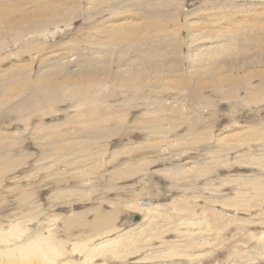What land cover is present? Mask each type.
<instances>
[{
  "label": "rangeland",
  "instance_id": "374dc122",
  "mask_svg": "<svg viewBox=\"0 0 264 264\" xmlns=\"http://www.w3.org/2000/svg\"><path fill=\"white\" fill-rule=\"evenodd\" d=\"M13 1L16 3L20 2L18 3L19 7H14L17 4ZM13 1H3L1 6H4L5 3H9L8 5H11L10 7L14 5L13 7L18 9L23 5L22 7H25V10H31V8L34 7L30 3L31 0ZM60 1L76 4L78 17L71 28L65 30V36H62V33L56 38V42H59L56 45L57 50L61 48L68 49L73 44L74 47L80 48L82 53H87L90 50H97L98 52V45L106 42L104 47L101 48L103 51L102 54H104V58L107 61L105 65V67H107V77L104 76L103 82L106 81L107 83V87L105 88L107 90H104L111 93L106 98L104 107L113 112L111 113L112 115L108 117V120H112L114 117L116 118L112 121H107L109 124H106V128H108L106 134L100 130L94 131L96 134H92L87 143L79 142L78 144L77 142L75 146L77 145L78 149L73 152H61L58 156L52 151L54 144L51 138H49V140H47V138L39 140L37 137L27 132L23 133L26 122L22 121V125L20 124L21 122L18 123V120L23 118H19L16 114L12 113L9 106L11 102H21L26 97L25 93L28 86L31 85L36 78L34 73L35 66L32 71L23 72L22 69L17 67V65L24 62L28 65L27 63L30 64L32 60L20 53L25 43H23V41L17 44L12 43L10 40L12 36L8 35L6 40H9L7 42L5 41L3 46L0 47V59L3 57L2 60H4L1 62V64L4 62V64H0V99L3 101L0 103V134H2L0 136L2 137L5 135L10 137V135L13 136V132L16 131V133L20 134V137H16V144L12 146L13 148H8V151L10 150L8 155L17 159V162L12 164L9 169L0 173V200H2L0 201V216L5 212L2 211L3 207L7 205V200H20L17 202V205H13L15 211L12 212L10 220H12L14 225L22 224L24 229L27 230L26 236L30 232L34 234H44V236H48L49 233L53 235L56 234L59 239L63 240L65 243V250L68 252L73 248L74 243L69 240L64 219L74 214L71 212L73 209H75V212H84L82 217L76 220V223L80 221L82 229L80 226L77 227L78 224H76V227L74 226V228L69 230V232L73 231L75 236L79 232L87 230L89 225L96 222L95 217L97 214H102V212H114L113 210L115 209L118 211L119 219L117 218V221L120 222L121 225H124L125 221H128L127 217H129V214L133 212L131 208L136 204V200H140L144 205H150L152 203L154 207H157L160 203L174 206L177 205L178 201L187 205L191 203L192 206H196L194 215L198 220L197 217H201L202 212L208 210L211 205L221 212V208L219 207H221L222 204L227 206L224 201L237 198L239 196L238 192L242 190V188H249L253 185L252 183V185L249 184L246 186L245 183L255 181L257 177L264 175L263 171L257 167L256 164L251 165L249 161L250 158L244 160L241 158L243 155H253L254 153H258L259 150H264V140L252 134L253 132L251 133L252 127L259 128L260 131L264 132V102H255V104H253V102H249L248 99L249 94L252 93L253 90V93L257 92L256 90L262 88L261 86H263L264 83V81L263 83H261L262 81L260 82V80L264 78V50L260 52L251 50L246 53L237 51L234 52V55L228 56V58L227 56H225V58L219 57L215 62L211 63H197L191 60L192 56H194L193 51L198 45L202 46V43H204L206 44L204 47H211L212 45L209 43L213 44L214 42L215 44L218 39H225L223 37L220 38L219 35L231 32L235 24L238 25L237 28L253 26L247 24L253 20L242 21L240 11L257 8L264 12V0ZM33 4L37 5L38 2ZM129 16L133 17L130 18L129 24L135 25L136 23L135 26L139 29V36L144 38L150 35L152 39L151 41L144 39L139 41L140 45L136 50H133L131 47L125 48L123 45H120L121 42L118 44L120 47L116 46L114 42L108 40L107 33L100 31V29L106 27V25L109 26V24H105L104 21L119 20L121 17ZM247 17L248 16H243V18ZM261 19H264V15ZM151 21H153L152 24L150 23ZM189 23L191 25H188ZM142 25H146V27L141 29ZM255 27L257 29L259 28L257 26ZM105 30L106 29H104V31ZM218 30L221 32H218ZM104 34L107 37L106 41L100 39ZM242 37L248 39L249 42L247 43V47L248 45L249 48L251 46L257 47L256 38H253L247 33ZM73 42L76 43L74 44ZM238 42L239 39L232 40V38H229L226 43L234 44ZM14 45L16 48L19 46V48L15 49ZM219 45L222 46L223 43L219 42L218 45H216L217 48ZM90 47H94L95 49ZM262 47L264 48V45ZM13 49L16 51L15 54ZM155 49H158L159 52L165 49V53H161L165 56L157 57L156 51V57H153V59H147L148 54L144 56L146 51L152 52ZM48 50L49 49H47V51ZM143 50L145 51L144 53H142ZM143 57H145L142 59L144 63L140 59ZM132 62L134 64H132ZM151 62H153L151 65V68L153 67V72L151 69L149 71L152 72L151 78L149 77L148 80L147 78L144 79L146 81H139L137 85H135V88L133 89L131 86L130 90V87L125 85V83L128 82L124 80V76L127 75L125 72L129 70L132 74L133 71L138 68L137 66H139L140 69L147 70ZM100 66L103 68L102 65ZM1 67H3V69ZM27 70H29V67H27ZM204 71L211 72L212 75H215L217 78H219V76H225L227 77L226 79H229V83L227 86L221 84V86L217 88H215L216 86L205 87L204 83L210 81L208 79L209 77H204L203 84L199 79V76H201ZM246 74L249 75L250 79L246 80ZM22 75H24L23 78H21ZM10 76H14L13 80H9V78H11ZM60 77L58 78H63L62 76ZM6 79L7 81L5 82L4 80ZM18 79H22V81ZM23 80L26 81V83L23 82ZM247 81H249V84ZM197 82L199 83L197 84ZM211 83L215 84L214 80H212L209 85ZM196 86L201 88L203 103H198V100H194L190 97L191 90L189 87ZM228 86H233L235 91L231 92V88ZM15 88L19 90L16 91ZM132 91L135 93L133 94ZM68 101H70V105L63 104L61 108H59L60 111H64L61 113L64 115H51L46 118L45 121L54 124L57 123V121L61 122L65 120L66 117L70 118L71 115H76L77 110L71 107L72 100L69 99ZM150 111H155L156 115L161 119V121H159L160 130L155 135V142L160 145H157V154L156 152L155 154L151 153V149H148V143H151V141H149V132L141 127L145 126L143 120L150 117V114L146 115L145 113H149ZM116 112H118V116H116ZM140 116L142 117L139 118ZM4 117L9 121L4 119ZM54 118L55 120L52 121ZM13 123L20 124V128L14 130V128H12V126H15ZM34 124H36V126L43 125L38 121ZM71 126L75 127L74 124ZM82 127L87 128L89 125L84 124ZM236 133L245 136L247 139L242 140L241 143L237 138H228L231 134ZM5 136L4 138H7ZM163 136L166 139H164ZM218 139H221L223 142L221 140L219 142ZM227 139H229L230 142H228ZM20 141H24V143ZM93 141H96V143H93ZM18 142L21 144H18ZM92 143L94 145H92ZM135 143H137L136 145H138L137 147L139 150L135 146ZM69 144H71V142H69ZM69 144H66V147H68ZM87 144L90 145V147L87 148L89 152L81 149L87 146ZM97 144L99 146L101 145V147H98ZM108 144L109 146H107ZM172 145L174 147L176 146V148ZM229 145L231 148H228ZM94 147L95 149L101 148V150L97 149L98 151H95ZM180 148H185L186 151H179ZM1 150L3 151V149L0 148V154L2 153ZM78 150L85 153L81 154ZM93 151L96 152L94 155L95 162L97 161L96 163L101 166L97 167L98 169L91 166H99L98 164L94 163V161L91 163L89 162V160H94L93 156L89 157V155H86L85 157V154H90V152ZM101 153L102 155H100ZM217 154L220 156V161L214 163V156ZM260 154H264V151L258 153V155ZM78 155L82 156H79L81 160L77 158ZM103 155H105L104 159ZM83 156L89 164L82 161L84 160L82 159ZM41 157L43 158L42 161ZM68 157H70V159ZM145 157H152L154 160L155 158L158 160L155 165H150L145 169L147 173L139 171L136 175L129 178H117V175L122 173L123 167L128 165L123 164V162L128 163L125 160L130 162L131 159H133L137 162H142L144 158V161L149 162V160H145ZM97 158H99V161ZM61 159L65 162L64 164H67V161H69V166L60 164L62 163V161H60ZM55 161L58 162L60 166ZM115 161L118 162L116 163ZM107 162L109 164H107ZM190 166H194L197 170L193 168L191 171H188L186 176L184 175L183 177L180 176L177 178L176 174L179 169H188ZM54 167L56 169H54ZM69 168L73 170L70 169L69 171ZM74 170L78 172L75 171L72 172L73 174L70 173ZM198 170L205 172V176L203 174H201V176L200 174H195ZM53 172H57L58 174H52ZM85 174H87V179L89 178L88 182L84 181L83 176ZM172 178H174V180ZM39 181L41 182L40 186L47 183V189L40 190L41 194L39 191H35L36 195L32 198L33 203L29 206L37 203L35 205L39 206L38 209L40 211L37 209L38 211L35 210L33 214L26 213L24 217H18L17 213L21 212L23 208L21 206L22 201L17 198V195L27 184L35 183L39 186ZM124 184L125 188L122 192L114 189L123 188ZM212 185L217 186L213 187L214 190H217L214 194V201H219L215 204L210 197ZM132 190L137 192L134 193ZM53 192L55 194H53ZM38 194H43L45 197L47 195L49 196V194H53L52 197L58 198L56 201L64 206L61 207L63 209H53L52 205H48V200H46L45 203L44 198L38 201L40 199L37 197ZM245 195H251V192H246ZM62 197H65L67 200L65 202L61 201ZM82 198H89L91 201L88 200L87 202V200H83V204L79 205L77 203L75 207H73V203L79 202ZM43 202L45 204H43ZM17 206L20 207V210H16ZM127 206L130 208L128 209L129 211L127 210ZM261 207L264 208V203H262ZM232 210H237V208L234 207ZM251 210L249 214L243 215L242 217L245 216L246 219L248 218L250 220L252 216H256L258 210ZM133 213L140 216L137 212ZM254 222L255 221H253V224L256 223ZM125 226L126 229H128L130 226L134 225L126 224ZM4 229L8 230L9 226H4ZM229 234H233V232L229 231ZM112 235H110L109 238L115 237ZM227 237H229V235ZM100 241L101 240L94 241L91 244V248H95ZM251 248L252 247L246 249L251 250ZM225 249L229 250V247ZM76 256L77 258L83 257L79 254H76L75 257Z\"/></svg>",
  "mask_w": 264,
  "mask_h": 264
},
{
  "label": "bare ground",
  "instance_id": "6f19581e",
  "mask_svg": "<svg viewBox=\"0 0 264 264\" xmlns=\"http://www.w3.org/2000/svg\"><path fill=\"white\" fill-rule=\"evenodd\" d=\"M3 1L6 2V0ZM3 1H0V47L3 46L5 41L7 42L9 40V39L6 40V38H8L7 37L8 35L12 36L10 39L12 43L17 44L18 42L23 41V43L25 44H23L22 47L23 50L20 53L23 56L29 57V59H31L32 62L30 64L27 63L28 65H26L24 62L17 65V67L22 69L23 72V71H32L35 66L34 73L36 75V78L34 79V82H32V84L28 86L25 93L26 97L24 98V100L17 103H12L11 101H8L11 102L9 106L11 112L16 114L17 117L23 118L18 120V123L21 122L20 124L22 125V121L26 122L25 130L24 132L22 130V132L23 133L27 132L28 134L37 137V139L39 140L46 138L47 140H49V138H51L54 144V147H52V151L57 156L61 152H73L74 150L78 149L77 145L75 146V143L77 142L78 144L79 142L87 143L88 140H90V136L92 134H96V132L94 131L100 130L101 132L106 134L108 132L107 130L108 128H106L107 127L106 124L108 123L107 121H112L114 118H116L114 117L112 120H108V117L112 115L111 113L113 112L109 111L106 107H104L105 100L111 93L105 91L107 90L105 89L107 87V83L106 81L103 82L104 76L107 77V73H106L107 67H105L107 61L104 58V54H102L103 51L101 50V48L104 47L106 42L98 45L99 46L98 52L97 50H90L87 53H82V50L78 47H74L73 44L68 49L61 48L57 50L56 45L59 42H56V38H58V36L62 33H63L62 36H65L66 35L65 30H69L78 17L76 4L71 2L68 3L60 0H37V1L31 0L30 3L34 7L31 8V10L26 9L28 10L26 11L25 7H22L23 5H21L22 8L21 7L18 9L14 8L17 7L19 5L18 3L20 2L16 3L15 1L12 0L17 4L16 5L14 3L16 6L12 5V7H10L11 5H8L9 3L7 4L4 2L5 3L4 6L7 5L4 7L1 6ZM12 1L10 0V2ZM89 1H94V0H89ZM95 1H103V0H95ZM35 2H38V4L34 5L33 3ZM263 13H264L263 11H260L257 8H250L249 10H241L240 14L242 15L241 16L242 21L253 20L247 23L248 25L251 24L253 26L250 27L245 26V27L237 28L238 25L235 24L232 27L233 30L231 32L227 34L225 33L219 35L220 38L223 37L226 40L218 39V41L215 44L214 42L213 44L208 42L209 44L212 45L211 47H204V45H206L204 43H202L203 44L202 46L198 45L193 51L194 56H192L191 60L197 63L199 62L211 63V62H215L219 57L225 58V56H227L228 58V56L234 55V52L237 51L246 53L251 50H256L259 52L264 50V48L262 47L264 45V19H261L264 15ZM243 16H248V17L243 18ZM130 18L133 17L132 16L121 17L119 18V20H108L107 22L104 21V23L109 24V26L106 25V27H103L102 29H100V31L107 33L108 40L114 42L116 46L120 47V45H123L125 48L131 47L133 50H136V48H138L140 45L139 41H142L143 39L151 41L152 39L150 35H147L144 38L140 37L139 29L135 26L136 23L135 25L129 24ZM150 23L152 24L153 21H151ZM188 25L191 24L189 23ZM142 26L141 29L146 27V25H142ZM255 26L259 28L257 29ZM104 29L106 30L104 31ZM218 32L221 31L218 30ZM246 33L248 35H251L253 38L257 39V40L255 39L257 41V47L251 46L249 48V45L247 47V43L249 41L248 39L242 37ZM107 37L104 34L103 37H101L100 39L106 41ZM17 38H19L20 40ZM229 38H232V40L239 39V42L234 44H228L226 42L229 40ZM119 42H121L120 45H118ZM219 42L223 43V45L222 46L219 45L217 48L216 45H218ZM73 43L75 44L76 42ZM14 48L17 49L19 48V46L16 48L14 45ZM90 48L95 49L94 47H90ZM47 49L49 50L47 51ZM13 51L15 50L13 49ZM155 51L157 57L165 56L161 54L163 52L165 53V49H162L161 52H159L158 49H155L152 52L146 51V53H144L145 51L143 50L142 53H144V56L148 54L147 59H153V57H156ZM15 53L16 51L14 52V54ZM2 58L0 59V64L2 61H4L2 60ZM144 58L145 57L140 58L142 62H143L142 59ZM2 64H4V62ZM132 64L134 63L132 62ZM152 64L153 62L150 63L147 70L145 69L146 71L144 69H140L139 66H137L138 68L135 71H133L132 74L130 73L131 71L126 70L127 72L125 73L127 75L124 76V80H127L128 82L125 83V85L130 87L131 90V86L134 89L135 85H137L139 81H142L146 78L148 80L153 72V67L151 68ZM100 65H102L103 68ZM27 67H29V70H27ZM1 68L3 69V67ZM150 69L152 72H149ZM23 76L24 75L20 77L23 78ZM60 76H62L63 78L60 79L61 78ZM10 77L11 78H9V80L10 79L13 80L14 76H10ZM204 77H209L208 79L210 81L204 83L203 82ZM226 78L227 77L225 76L224 77L219 76V78H217L215 75H212V73L209 71H204L202 72L201 76H199L200 82L202 84L204 83L205 87L216 86L215 88L220 87L221 84L227 86V84L229 83L228 82L229 79ZM245 78L246 80L250 79L248 74H246ZM18 80L22 81V79H18ZM24 80L23 82L26 83V81ZM212 80H214L215 84L211 83L209 85V83ZM4 81L6 82L7 79ZM263 81L264 78L260 80L261 83H263ZM198 83L199 82H197V84ZM247 83L249 84V81H247ZM197 86L189 87V89L191 90L190 97L194 100H198L199 101L198 103H203L201 88ZM228 87L231 88V92L235 91V88L233 86H228ZM261 87L262 88H260L259 90H256L257 92L253 93L254 91L253 90L252 93L249 94L248 96L249 102H253V104H255V102H264V83L263 86ZM17 90L19 89H16V91ZM134 93L135 92H133V94ZM69 99L72 100L71 107L77 110L76 115L73 116L71 115L70 118L66 117V119L64 118L65 120H62L61 122L57 121V123L54 124L45 121L46 118H48L51 115H57V114L60 115L61 113H63L64 111L63 110L60 111L59 108H61L63 104L70 105V101H68ZM1 102H3L2 99H0V103ZM116 113H117L116 116H118V112ZM145 114L146 115L150 114V117L143 120V124H145V126H141V127L142 129L149 132V136H150L149 141H151V143H148V149H151V153L155 154L156 152L157 154V145L159 144L155 142L156 140L155 135L160 130L159 121H161V119H159L155 111L154 112L150 111L149 113H145ZM5 117L4 119L7 120V118ZM141 117L142 116H140L139 118ZM53 120H55V118L52 119V121ZM36 121H38L43 125L36 126V124H34L36 123ZM18 123H13V125H15L14 127L12 126L14 130L20 128L19 127L20 124ZM73 124L75 125V127L71 126ZM84 124L89 125V127L83 128L82 126ZM5 133L7 134L6 131ZM251 133L255 134L256 136L264 140V132L260 131L259 128L252 127ZM13 134L14 135L13 136L10 135V137H7L5 135H3L2 137L0 136V148L3 149V151L1 150L2 153L0 154V173H2L4 170L9 169V167L12 164L17 162V159L8 155L10 151V150L8 151V148L16 144L15 140L17 139L16 138L17 136L20 137V134L16 133V131L13 132ZM4 136L7 138H4ZM165 137L163 136L164 139L167 138ZM229 137L235 139L237 138L238 140H240L239 142L247 139L245 136H241L238 133L231 134L230 136H228V138ZM68 141L71 142V144H69ZM227 141L230 142L229 139H227ZM20 142L24 143V141H20ZM20 142H18V144ZM93 143H96V141L95 142L93 141ZM93 143L92 145H94ZM137 143H135L136 147L138 146L136 145ZM66 144L67 145L69 144V146L66 147ZM107 146H109V144ZM88 147H90V145L87 144V146L80 148L84 151H88L87 150ZM98 147H101V145L100 146L98 145ZM174 148H176V146ZM228 148H231V146L229 145ZM97 149L101 150V148H97ZM97 149H95V151H98ZM181 150L186 151L185 148H180L179 151ZM263 151L264 150H259L258 153ZM79 152H81V154L85 153L83 151H79ZM102 153L105 154L104 152ZM102 153L100 155H102ZM258 153L256 154L254 153L253 155H243L241 158L243 160L250 158L249 161L251 165L256 164L257 167H259L264 173V154L258 155ZM95 154L96 152L93 151L90 152V154H85V157L86 155H89V157L93 156L94 158ZM79 156L81 155H78L77 158L81 160ZM104 156L105 155H103V159ZM70 157L68 158L70 159ZM85 157L83 156L82 159H84ZM214 157H215L214 163L220 161L219 160L220 156L218 154L215 155ZM97 159L99 161V158ZM42 160L43 158L41 159V161ZM145 160H149V162L144 161V158L142 162H137L133 159H131L130 162L128 160H125L128 163L123 162V164L126 165L128 164V165L123 167L122 173H120V175H117V178L118 179L129 178L132 177L133 175H136V173H138L139 171H141L142 173H147L145 169L150 165H155L156 162L158 161L156 160V158L154 160V158L152 157H145ZM60 161H62V159ZM82 161H84L85 163L87 162L85 159ZM92 161H94V163L97 162V161L95 162V158L94 160H89L90 163ZM67 162H66L67 164H64L65 162L62 161V163L60 164L63 165L70 164L69 161ZM60 164L58 163L59 166ZM107 164L109 163L107 162ZM91 166L96 167V169H98L97 167H101L100 165L99 166L91 165ZM193 168L194 166L193 167L190 166V168L188 169H184V168L179 169L176 174L177 178H179L180 176L183 177L184 175L186 176L188 171L189 170L191 171V169ZM54 169L56 168L54 167ZM70 169L71 168H69V171ZM75 171L77 170L71 171L70 173ZM200 171L199 170L196 171L195 174L197 175L200 174V176L201 174L204 175L205 172L203 171L200 172ZM55 173L57 172H53L52 174ZM83 178L84 181L86 182L89 181L88 180L89 178L87 179V174H85ZM172 179L174 180V178ZM40 184L41 182L39 183V186H37L34 183V184H27L23 188L21 187L22 191L17 195L18 196L17 198L21 199L22 201L21 206L23 209H21V212L17 213L18 217H24L26 213L33 214L35 213V210L39 208V206L35 205L37 203H34L32 206L29 205L33 203L32 198H34V196L36 195L35 191L40 192V190L47 189L46 188V186H48L47 183H45V185L42 184L41 185L42 187L40 186ZM245 184L246 186H248L249 184H251L252 186L249 188L248 187L242 188V190L238 192L239 196L233 200L230 201L223 200L227 206L222 204L221 207H219L221 208V212L216 208H213L212 205L210 207L208 206L209 207L208 210L206 211L204 210L202 212L201 217H197L198 220L195 218L194 215L195 214L194 209H196V206L194 205L192 206L191 203L187 205V204H182L181 202L178 201L177 205L174 206H170L169 204L164 205L160 203V205L154 207L152 203L150 205H144L143 203H141L140 200H136L135 201L136 204H134L131 209L133 210V212H137L140 214L139 216L141 219L140 222L134 223L132 218L135 215V213L132 212L131 214H129V217H127L128 221L127 222L125 221V224L121 225V223L117 221L118 211L115 209L113 210L114 212H108V213L102 212V214L101 213L97 214L95 217L96 222H93L91 225H89V228L87 230H83L75 236L73 234V231L69 232V230L74 228L76 224H78L77 227L78 226L81 227L80 221H77L76 223V220H78V218H81L84 212L81 213L75 212V209H73L71 212L74 214H72V216H67L64 219L65 226L68 230L69 240L73 241L74 243L73 248L68 252L65 250V243L63 242V240L59 239V237H57L56 234L53 235L49 233L48 236H44V234H34L33 232H30L26 236L25 234L27 230L24 229L22 224L14 225L12 220H10V218L12 217L11 215L12 212L15 211L14 209L15 207L13 205H17V202H19L20 200L17 199L18 201H16L15 199H10L7 200V205L3 207L2 212L4 211L5 212L3 213L2 216H0V264H264V218H262L264 217V208L261 207L262 203H264V175H262L261 177H257V180L255 181H249ZM213 187H217V186L212 185V189H211L212 192L210 194L211 195L210 197L213 199V202L215 204L219 201H214V197H215L214 194L217 192V190H214ZM124 188H125V184L123 188H117V189L114 188V189L122 192ZM132 191L134 193L137 192L134 190ZM246 192H251V195H245ZM40 194H38L37 196L38 198H40L38 201L44 198L45 203L46 200H48V205H52L53 209L55 210L63 209L61 207L64 206L60 205V203L56 201L58 198L52 197L53 194H55L54 192L53 194H49V196L47 195L46 197L45 195L43 194L40 195ZM66 200L67 199L65 197L61 198V201L63 202H65ZM83 200H87L88 202V200L90 199L82 198L80 199L79 202L73 203V207H75L77 203L79 205L83 204ZM45 203L43 202V204ZM234 207H236L237 210H232ZM128 209L130 208L128 207L127 210ZM251 209L258 210L256 216H252L250 220L248 218L246 219L245 216L242 217L243 215L249 214L252 211ZM16 210H20V207L17 206ZM253 221H255L256 223L254 222L255 224H253ZM126 224L129 225L131 224L134 226H130L131 228L129 227L128 229H126L125 226ZM4 226H9V229L5 230ZM229 231H232L233 234H229ZM110 235L115 237L109 238ZM228 235L229 237H227ZM98 240H101L99 244H97L95 248H91V244L94 241H98ZM228 247L229 250H226L225 248ZM250 247H252L251 250L246 249V248L250 249ZM76 254H79L83 257L77 258V256L75 257Z\"/></svg>",
  "mask_w": 264,
  "mask_h": 264
},
{
  "label": "water",
  "instance_id": "95a60500",
  "mask_svg": "<svg viewBox=\"0 0 264 264\" xmlns=\"http://www.w3.org/2000/svg\"><path fill=\"white\" fill-rule=\"evenodd\" d=\"M132 219H133L134 223L140 222V220H141L138 215L133 216Z\"/></svg>",
  "mask_w": 264,
  "mask_h": 264
}]
</instances>
